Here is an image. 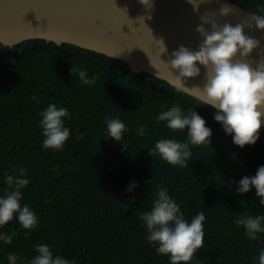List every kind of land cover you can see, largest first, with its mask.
Listing matches in <instances>:
<instances>
[{"label": "trees", "instance_id": "trees-1", "mask_svg": "<svg viewBox=\"0 0 264 264\" xmlns=\"http://www.w3.org/2000/svg\"><path fill=\"white\" fill-rule=\"evenodd\" d=\"M232 1L257 14L264 6V0ZM72 68L86 70L95 83L83 84ZM178 88L78 44L40 37L0 42V198L12 190L5 173L26 169L30 182L21 190V206L39 220L34 230L23 229L16 218L0 227V233H16L11 244L0 241V264H9L10 253L21 258L17 264H30L41 244L75 264H170L149 244L140 219L151 210L157 186L167 189L189 222L205 214L204 246L189 264H258L264 233L250 240L236 221L264 215V205L255 188L244 194L236 189L264 166V126L254 145L241 148L214 120L216 109ZM50 104L71 116L64 118L70 137L59 151L43 147L40 113ZM174 105L185 113L195 110L212 130L211 145H190L193 156L185 168L149 154L161 139L187 141L186 129L173 132L157 121ZM107 119L128 129L121 143L108 136Z\"/></svg>", "mask_w": 264, "mask_h": 264}, {"label": "clouds", "instance_id": "clouds-1", "mask_svg": "<svg viewBox=\"0 0 264 264\" xmlns=\"http://www.w3.org/2000/svg\"><path fill=\"white\" fill-rule=\"evenodd\" d=\"M139 2L148 10L154 7V0ZM188 2L193 6V11L198 12L200 4L205 0ZM234 11L230 5L223 4L219 13L224 16ZM257 12L259 14H251V19L256 29L264 30V6ZM198 18L200 24L195 30L203 39L197 49L181 45L171 53V59L167 63L173 74L174 71L178 73L174 74L176 79L183 83L189 78L200 76L199 64L206 70V82L202 88L197 85L192 88H178L177 91L194 92L200 101L199 104L216 109L214 120L222 125L226 134L232 136L235 145L241 148L245 145H254L259 139L264 118V48L260 46V40L245 34L247 19L235 26L228 22L219 26L213 16L203 14ZM205 25H210L211 31ZM261 38L264 39V36ZM157 41L161 43L163 52H166L163 40ZM257 49L260 50L257 53L260 59L252 62L255 63L253 67L252 63H249V58ZM146 55L148 56L147 53ZM74 71L78 72L83 84L95 83V77L89 78L86 70L72 68V72ZM40 116L43 147L56 151L63 150L70 137L69 128L64 126V118L71 119L68 109L50 104ZM157 121L166 122V127L173 132L187 130L186 142L161 139L149 152L150 155H159L174 167H188V162L193 156L190 145H211L212 130L195 110L189 109L185 113L179 105H174L161 112L157 116ZM106 124L108 136L121 143L124 133L128 131L125 124L119 119H107ZM144 134L145 127L141 126L138 135ZM16 171L18 172L16 176L5 173L6 183L12 190L0 198V227L16 218L23 229L34 230L39 223L36 213L26 204L21 206L23 199L21 190L30 181L25 178L26 169L17 168ZM238 185L236 191L240 194L255 188L260 205H264V166H260L254 176L243 177ZM134 187L135 182L128 190L131 191ZM140 219L147 230V241L156 246L158 255L168 256L170 264H189L195 259L197 251L204 246L205 214L201 211L189 222L185 219L180 205L168 195L165 188L157 186L151 210L142 212ZM236 224L243 226L250 240H257V234L264 233V215L241 216ZM15 235V232L0 233V241L11 244ZM35 251L37 255L31 259L30 264H75L74 261L54 255L47 244L37 245ZM7 259L9 264H17L21 258L16 253H10ZM258 264H264V249L259 253Z\"/></svg>", "mask_w": 264, "mask_h": 264}, {"label": "water", "instance_id": "water-1", "mask_svg": "<svg viewBox=\"0 0 264 264\" xmlns=\"http://www.w3.org/2000/svg\"><path fill=\"white\" fill-rule=\"evenodd\" d=\"M223 4L235 11L221 16ZM203 14L213 16L219 26L225 22L235 26L247 19L245 34L260 40L264 48V30L256 29L251 19V14L257 13L232 0H205L198 12L193 11L188 0H154L151 10L139 0H0V42L14 45L37 37L70 42L118 57L133 69L153 73L182 89L197 85L202 88L206 82L203 66L198 64L199 77L183 83L167 62L181 45L197 49L203 38L195 29ZM205 27L211 31L210 25ZM160 39L166 52L157 41ZM259 51L254 50L249 63L260 59Z\"/></svg>", "mask_w": 264, "mask_h": 264}, {"label": "rangeland", "instance_id": "rangeland-1", "mask_svg": "<svg viewBox=\"0 0 264 264\" xmlns=\"http://www.w3.org/2000/svg\"><path fill=\"white\" fill-rule=\"evenodd\" d=\"M8 61H9V59L6 58V61L4 62V67H5V68H6V66L8 65Z\"/></svg>", "mask_w": 264, "mask_h": 264}]
</instances>
